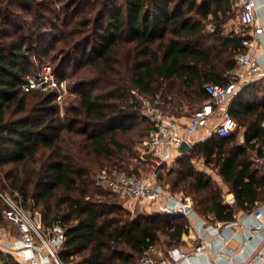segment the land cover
I'll return each mask as SVG.
<instances>
[{
  "label": "trees",
  "instance_id": "obj_1",
  "mask_svg": "<svg viewBox=\"0 0 264 264\" xmlns=\"http://www.w3.org/2000/svg\"><path fill=\"white\" fill-rule=\"evenodd\" d=\"M231 0H0V191L17 192L27 209L40 208L45 226L60 224L65 264H135L162 235L182 244L189 218L152 212L131 216L115 201L119 193L97 184L101 170L135 173L133 158L155 127L137 94L161 107L192 114L209 94L207 83H227L250 33L224 31ZM212 15V31L206 20ZM54 71L77 95L61 112L57 92L24 90L36 61L53 52ZM57 68H60L57 70ZM63 69V73L61 70ZM262 85H264L262 83ZM260 83L244 87L230 108L244 130L228 137L213 132L179 157L166 173L165 190L194 199L202 215L233 221L236 208L264 203V168L252 152L264 145V95ZM169 114V113H167ZM142 147V148H143ZM203 155L236 197L192 163ZM166 174V175H165ZM0 198V224L6 222ZM17 235V232H16ZM0 264H25L0 249Z\"/></svg>",
  "mask_w": 264,
  "mask_h": 264
},
{
  "label": "built area",
  "instance_id": "obj_2",
  "mask_svg": "<svg viewBox=\"0 0 264 264\" xmlns=\"http://www.w3.org/2000/svg\"><path fill=\"white\" fill-rule=\"evenodd\" d=\"M232 7L236 10L238 22L249 28L250 37L244 40L245 49L236 55V66L227 71L230 80L224 84L207 83L205 89L209 94V102L196 109L186 124L177 118L159 111L157 108L148 107L149 114L155 121V127L144 140L145 152L150 158L158 163L167 162L171 149H179V146L188 141L187 136H194L209 129V125L219 112V118L214 127L221 137L233 135L237 129V121L230 112V104L239 92L256 80L264 84V66L257 58V52L262 45L258 42V36L264 34V22L258 12L256 0H231ZM209 28H213L210 24ZM28 74L22 82L24 90L40 89L57 92V102L62 104L64 96L69 92L67 83L51 69ZM189 142V141H188ZM190 143V142H189ZM253 164L264 168V145L261 150L252 152ZM99 185L108 187L113 191L130 198L142 199L158 205V211L166 214H183L191 219L197 212L193 208V200L186 197L176 204H171L172 194L167 192L162 184L156 181L141 179L135 174L125 171L101 170L95 174ZM0 198L7 207L4 210L5 217L15 226L17 235L8 243L7 248L26 264H65L60 258V251L66 239L63 226L55 224L45 226L40 214H35L27 209L21 202L17 192L2 190ZM227 203L232 204L234 196L226 198ZM255 223L251 229L258 233L264 229V203L256 207L252 212ZM205 230L210 232L211 225H204ZM198 243L194 254L206 250L204 245L205 235ZM157 244L150 245L140 257L139 264H168V261L159 259L155 253L158 251ZM174 259H188L190 253L180 251L178 248L171 249Z\"/></svg>",
  "mask_w": 264,
  "mask_h": 264
},
{
  "label": "crops",
  "instance_id": "obj_3",
  "mask_svg": "<svg viewBox=\"0 0 264 264\" xmlns=\"http://www.w3.org/2000/svg\"><path fill=\"white\" fill-rule=\"evenodd\" d=\"M256 1L258 4V12L264 22V0ZM257 39L262 45L261 49L257 52V58L261 65L264 66V34L259 35ZM253 83L261 84V90L257 91V95L260 97L264 95V85H262V81L256 80ZM235 98L232 99L230 108ZM209 101L210 99H207L204 103ZM157 108L159 111L165 113L162 111L163 109L161 104H157ZM168 111L170 115L177 118V120L184 124L188 122L189 116L191 115L190 113L179 110H171L169 108ZM218 113L219 112H216V117L213 121H211L209 129L194 136H187V139L191 144L198 140H205L211 136L214 132L213 130L216 122L220 120ZM238 129L239 130L236 131L239 134L240 141L242 142L244 141V130L241 129V126H239ZM183 153L185 152H182L179 149H171L167 163L170 165L174 164ZM205 166L207 168V164ZM199 169L204 170L203 167H200ZM215 174L216 179L225 191L223 194L224 202L227 203V195H232L234 196L235 201L232 204H228L236 207V197L234 192L229 189L228 184L218 172H215ZM167 192L171 193L173 196V198L170 199L171 204H176L179 201L184 200L186 197H191L194 208V199L192 196L185 195L182 192L173 193L169 190H167ZM150 204L151 207L148 208H151L153 212H158V205L152 203ZM196 212L197 213L189 219L188 231L183 235L184 242L182 244L168 246L167 248L160 247L158 250L159 253L157 255L155 253L159 259L168 261V264H264V229L258 233H253L251 229L252 225L255 223V220L252 218L253 211L236 208L235 219L233 221H219L215 219L212 214L207 217L202 216L197 210ZM204 225H211V229H209L210 232L205 230ZM202 234L205 235L204 245L206 250L201 253L194 254L193 250L195 246L202 241ZM173 248H178L180 251L190 253V257L184 260L174 259L171 253V249Z\"/></svg>",
  "mask_w": 264,
  "mask_h": 264
},
{
  "label": "rangeland",
  "instance_id": "obj_4",
  "mask_svg": "<svg viewBox=\"0 0 264 264\" xmlns=\"http://www.w3.org/2000/svg\"><path fill=\"white\" fill-rule=\"evenodd\" d=\"M228 16H229L228 19L224 23V31L226 33L230 32L233 29H236L237 32H244V33L250 32L249 28L241 25L238 22L236 10L232 7V5H231V10H230ZM212 17L213 16L210 15V17L206 20V28L208 31H212L214 29V27L209 28L210 24H214ZM53 53H54V51L51 52L48 56L47 55L44 56L43 60L36 61L34 64L33 70L31 71L30 74H32L34 72H38V71H48L47 67H51V69L54 71V67H56V65L58 64L60 56L58 55L56 60H52ZM58 69H60V68H57V70ZM61 71L62 72H60V73H63V69ZM67 71H68L67 74H65L62 79H64L66 81L69 92L64 96V98L62 100V104L60 105V109H59L61 112H63L65 110L66 106H69L71 104V102L74 100L75 96L77 95V93L74 90L69 88V83L74 82V78L70 76V73H71V71H73V68L71 67ZM42 91H45V90H42ZM137 96L139 97V101L142 104V110L146 115H151V114H149L148 107L157 108V104H160V103H157V100H155V99L153 100L150 97H147V96H144L141 94H137ZM162 109H163L162 111H164L165 113H169L167 107H163ZM198 141H201V140H198ZM198 141H195V143ZM138 147L141 148L140 155H142L145 159L146 155L144 154L145 153L144 147L140 143H137V146H136L137 150H138ZM192 163L198 169L200 167L201 168L203 167V169L206 170L209 175H211L212 180L214 181V184L216 185V187L222 188L220 183L216 179L215 172H218V170L214 164H207L205 157L203 155H199V154L198 155L196 154L193 157ZM205 163L207 164V168L205 166L206 165ZM162 164L163 163H158L155 159H149L148 161H143L142 159L140 160L138 158H133L131 160L130 168L135 169V173H130V174H135L137 177H139L141 179H147L150 181H156L157 182L156 169ZM173 166H174V164H172V165L165 164L164 167L162 168V170L164 173H166L167 170ZM95 174L96 173H94V177L96 176ZM4 190L10 191L9 188H5ZM222 192H223V194L225 193L224 189H222ZM113 199H115V201H117L118 203L123 205L126 209H128L131 212V216H133V217H136L139 214H149V213L153 212V210L151 208H148V207H151V204L145 200H142V199L125 197L121 194H118V195L116 194L115 196H113ZM39 209L40 208H36V210H34V209H29V210L35 214H37V213L40 214ZM14 236H16V228L8 219H6L5 223L0 224V249L11 252L8 250L6 245ZM165 238H166V236L162 235L160 242L157 244L158 249L160 247L167 248L168 246H170L166 243ZM158 253L159 252L157 251L156 255ZM139 261H140V257L137 258L135 264H139Z\"/></svg>",
  "mask_w": 264,
  "mask_h": 264
},
{
  "label": "water",
  "instance_id": "obj_5",
  "mask_svg": "<svg viewBox=\"0 0 264 264\" xmlns=\"http://www.w3.org/2000/svg\"><path fill=\"white\" fill-rule=\"evenodd\" d=\"M193 149V144L189 143L188 141H184L180 146L179 150L182 152L190 151ZM7 205H5V208Z\"/></svg>",
  "mask_w": 264,
  "mask_h": 264
}]
</instances>
